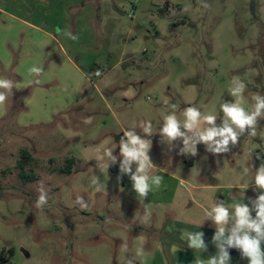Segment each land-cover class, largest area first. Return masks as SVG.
<instances>
[{"label":"rangeland","instance_id":"1","mask_svg":"<svg viewBox=\"0 0 264 264\" xmlns=\"http://www.w3.org/2000/svg\"><path fill=\"white\" fill-rule=\"evenodd\" d=\"M57 27L78 40L57 35ZM32 66L43 68L39 85L28 84ZM233 76L247 84L250 109L251 96L264 95V0H0V77L16 85L0 107V257L6 264H127L129 256L136 264H194L215 255L205 210L231 186L253 184L264 163V120L255 138L242 136L223 156L203 144L195 157L178 154L182 143L170 149L158 130L173 104L181 121L187 106L222 117L220 104L235 99ZM144 120L153 125L151 174L164 179L141 201L128 176L117 180L118 163L97 167L96 157L105 146L118 155L123 129ZM22 150L33 157V183L18 176ZM94 175L105 191L94 190ZM41 182L48 203L37 209ZM78 195L87 210L75 204ZM189 231L205 234L206 251L188 248Z\"/></svg>","mask_w":264,"mask_h":264},{"label":"clouds","instance_id":"2","mask_svg":"<svg viewBox=\"0 0 264 264\" xmlns=\"http://www.w3.org/2000/svg\"><path fill=\"white\" fill-rule=\"evenodd\" d=\"M205 9L210 5L203 3ZM63 30L57 27L55 33L59 35ZM65 37L76 41L78 36L71 31H63ZM33 79L28 82L29 86L40 84L39 76L43 72L42 67L32 66L28 69ZM96 75H100L97 70ZM15 82L7 77H0V107L6 106L9 96L13 95ZM247 84L239 76H233L231 86L228 89L229 95L234 100L224 101L220 104L219 110L222 117L215 114H205L197 106L183 108L181 121L177 116V106L170 105L171 111L163 117V123L159 127L161 142L169 145L170 149L180 141L181 155H198V145L203 144L205 151L213 156H223L231 152L242 136L255 138L260 120H264V95L254 93L251 96L252 104L250 109L244 107V93ZM220 119V123L217 120ZM85 124L92 123V117L84 120ZM137 129L140 132H137ZM153 125L150 120H144L131 128L123 129L118 147L119 154L114 155L111 147L105 146L99 150L96 157L97 167L101 162H106L107 168L110 165H117V180L128 176L131 181L132 190L141 201L146 200L153 189H159L163 182V176L152 175L151 170L156 168L152 162L150 151L152 148ZM260 159V156H257ZM219 163V160H217ZM253 166L245 167L242 170L241 178H246L252 172ZM254 190H258L256 196L248 197L247 203L235 202L226 205L224 200L216 199L211 206L205 210L204 221L209 220L215 226L212 241L217 249L215 255L207 259L196 257L194 264H231L230 249H236L241 259H246L248 264H264V163L254 171ZM91 185L97 192L105 191V186L100 177L94 175ZM245 200V195H244ZM48 203V193L42 182L39 188V195L35 202L37 209H42ZM75 204L81 210L88 209V202L83 196H76ZM146 213V217H147ZM203 221V222H204ZM203 222L198 226H202ZM204 233L187 232V246L197 252L207 250ZM124 251L128 245H121ZM143 247L136 251V256H142ZM127 264H136L135 257H127Z\"/></svg>","mask_w":264,"mask_h":264},{"label":"crops","instance_id":"3","mask_svg":"<svg viewBox=\"0 0 264 264\" xmlns=\"http://www.w3.org/2000/svg\"><path fill=\"white\" fill-rule=\"evenodd\" d=\"M255 185L254 183L249 185V186H242V187H237V186H231L228 190L227 196L224 198L222 195H220L219 200H224L226 205H232L235 202H240V203H247V198L248 197H255L257 194L258 190H254ZM220 188L217 189L216 193L214 196H218L220 192ZM199 191H207L206 189H199ZM244 195H245V200H244ZM216 198V197H215ZM216 200V199H215ZM212 204V203H211ZM262 247H264V244H262ZM184 252V251H183ZM238 257L236 260L232 257L231 258V264H248V261L246 259H241L240 256H235ZM201 258H205L204 255Z\"/></svg>","mask_w":264,"mask_h":264},{"label":"trees","instance_id":"4","mask_svg":"<svg viewBox=\"0 0 264 264\" xmlns=\"http://www.w3.org/2000/svg\"><path fill=\"white\" fill-rule=\"evenodd\" d=\"M33 157L32 155L26 151V150H22L20 152V157L18 159V163H17V170H18V176L20 178L21 181L25 182V183H33L36 181V177L34 176L33 173L34 170L31 168L32 164H33ZM68 166H73L74 165V160L73 159H69L67 162ZM65 171H68V169H65ZM64 172V170H63ZM32 173V174H30ZM122 181L125 183L126 180L123 178ZM7 259L4 258L3 256L0 257V264H6Z\"/></svg>","mask_w":264,"mask_h":264},{"label":"water","instance_id":"5","mask_svg":"<svg viewBox=\"0 0 264 264\" xmlns=\"http://www.w3.org/2000/svg\"><path fill=\"white\" fill-rule=\"evenodd\" d=\"M231 258L234 256H240V253L236 249H230Z\"/></svg>","mask_w":264,"mask_h":264}]
</instances>
